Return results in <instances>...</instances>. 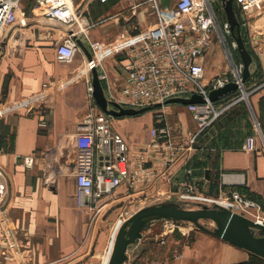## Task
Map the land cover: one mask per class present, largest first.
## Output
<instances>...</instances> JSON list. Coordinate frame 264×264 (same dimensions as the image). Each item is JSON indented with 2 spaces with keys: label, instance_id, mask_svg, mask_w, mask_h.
<instances>
[{
  "label": "crops",
  "instance_id": "1",
  "mask_svg": "<svg viewBox=\"0 0 264 264\" xmlns=\"http://www.w3.org/2000/svg\"><path fill=\"white\" fill-rule=\"evenodd\" d=\"M72 1L77 8H87L95 24L88 36L90 42L101 44L94 56L97 70L106 97L119 100L126 83L122 70L126 52L156 27L158 17L144 0ZM177 1L160 0V4L173 10ZM36 3L22 0L24 15L8 31L0 56V168L4 171L0 196L6 201V209L0 211V264H108L120 227L139 212L122 210L126 204L179 196L188 183L212 200L239 192L259 204L264 215V0L248 14L249 28L243 30L246 36L256 32L261 41L250 51L251 74L259 77L250 85L260 86L250 100L234 105L194 144L190 141L197 127L186 105L168 104L137 116L112 118L114 131L129 148V171H135L144 155L149 176L134 188L124 185L98 204L86 206L77 198L72 161L79 125L94 104L89 93L92 70L81 48L72 62L57 61L54 43L66 36L67 27L45 18ZM216 7L223 24L226 14L220 4ZM187 28L192 25L187 23ZM212 38L211 48L199 59L205 71L203 85L231 73L225 45L216 33ZM82 43L89 48L88 40ZM233 59L243 64L238 50ZM73 79L76 83L66 84ZM57 82L63 84L54 99L45 102L43 85ZM157 126L167 127L169 138L155 142ZM251 135L257 138V149L245 152L243 146ZM22 156H33V166L26 167L19 160ZM180 223L170 218L149 220L143 237L129 246L126 264L242 261L240 256L232 262L233 250L239 248L193 224Z\"/></svg>",
  "mask_w": 264,
  "mask_h": 264
},
{
  "label": "built area",
  "instance_id": "2",
  "mask_svg": "<svg viewBox=\"0 0 264 264\" xmlns=\"http://www.w3.org/2000/svg\"><path fill=\"white\" fill-rule=\"evenodd\" d=\"M111 0H100L103 4ZM263 0H234L240 9L238 16L240 27L249 28L247 18L254 8ZM150 5L158 17L155 28L148 30L141 43L130 46L122 62V70L126 83L120 90V99L114 102L125 109L140 110L166 106L169 100L190 99L201 96L203 102L187 105L196 124L197 132L191 138V144L206 133L228 110L241 101H247L260 86L247 93L246 82H243V64L237 65L233 59L231 47L237 50L228 21L220 24L217 4L224 12L223 0H178L173 10L164 8L160 0H144ZM36 7L50 21L58 22L70 29L63 39L56 40L57 61L70 63L80 50L78 40H88L89 50L94 56L101 50L99 42H90L89 32L95 27L87 8H77L72 0H37ZM22 0H0V48L7 39L8 31L15 26L22 12ZM187 23L192 29L187 28ZM216 33L219 40L227 47L231 61V73L212 78L207 85L202 84L204 68L199 63L213 44L212 34ZM250 48L261 44L256 32L247 35ZM2 50L0 52V56ZM95 61V58H94ZM90 64V62H89ZM96 64V62H95ZM97 66V65H96ZM91 68V64H90ZM100 79L102 80L101 76ZM73 79L66 84H74ZM238 84V90L218 101L210 100V93L228 84ZM63 82L46 83L42 87L41 96L45 102H51ZM246 92V93H244ZM92 102L90 111L83 116L79 131L75 136V154L72 161V174L75 177L77 198L81 206L87 203L98 204L106 196L126 185L134 188L143 177L149 176L144 155L137 160L136 169H128V146L114 131L111 120L113 117L103 112L95 104L92 95V83L89 85ZM113 101V100H110ZM256 128L260 129L259 123ZM170 130L156 127L153 130L155 142L169 138ZM170 141V140H168ZM167 142V141H165ZM257 149V138L249 136L243 146L245 152ZM19 160L26 167L34 164L33 156H22ZM1 172V171H0ZM182 200H201L213 203L216 208L227 209L256 223L264 225V215L259 204L245 199L239 192H232L227 198L212 200L197 193L194 184L188 183L179 194ZM206 200H209L206 201ZM6 206V201L0 196V210Z\"/></svg>",
  "mask_w": 264,
  "mask_h": 264
},
{
  "label": "water",
  "instance_id": "3",
  "mask_svg": "<svg viewBox=\"0 0 264 264\" xmlns=\"http://www.w3.org/2000/svg\"><path fill=\"white\" fill-rule=\"evenodd\" d=\"M223 8L227 17V21L231 26V31L233 34L232 36L237 43V50L244 66L242 77L243 82L245 83L251 76L253 56L248 50L244 41L240 22L235 10L234 0H223ZM65 29L70 32L69 28ZM78 44L91 64L93 76L92 95L95 103L103 112L113 118H121L127 116H137L152 110V108H144L140 110L125 109L118 103L110 101L105 95V91L92 53L82 43L81 40H78ZM2 47L0 48V52ZM237 90L238 84L231 83L223 88L211 92L209 97L211 101L215 102L233 92H236ZM200 102H203V98L201 96L195 95L190 99L177 98L169 100L166 105L182 104L187 106ZM161 107L162 105L155 106V108ZM0 171L4 173L1 168ZM5 209L6 206H4L0 211ZM156 218H170L189 222L197 227H199V221L202 219L212 220L217 225V230L215 232H210V234L223 240L224 242H227L228 244H231L234 247L243 249L256 257L264 259V235L259 236V234H264V225H260L241 214L227 209L212 210L206 206L201 212H193L189 210H180L173 204H162L159 206L142 209L120 227L113 252L109 257L108 264H126L129 259L127 255L129 246L136 244L137 241L143 237L142 229L144 225L149 220ZM250 229H253V231L251 232Z\"/></svg>",
  "mask_w": 264,
  "mask_h": 264
},
{
  "label": "rangeland",
  "instance_id": "4",
  "mask_svg": "<svg viewBox=\"0 0 264 264\" xmlns=\"http://www.w3.org/2000/svg\"><path fill=\"white\" fill-rule=\"evenodd\" d=\"M235 7L237 8L238 6L235 5ZM240 13V10H239ZM238 13V15H239ZM243 37H244V41L247 45V48L249 51H251V48L249 46V41L247 39L246 33L243 32ZM229 47H231V51L232 53L237 50H235L234 48H232V46H230L231 41H228ZM227 48V47H226ZM240 64V63H239ZM238 64V65H239ZM255 87L252 85L247 86L246 88V92L250 93L253 91ZM244 92V93H246ZM255 93V92H254ZM251 98V96H249L248 100L249 101ZM172 105H177L180 106L179 104H172ZM167 106H171V105H167ZM112 108V107H111ZM162 204H173L175 207H177L180 210H189V211H193V212H201L203 210L204 207H208L209 209L212 210H219L220 208H216V205L213 203H206V202H202L201 200H196V201H186V200H182L180 198V196H175L173 198H165V199H149V200H144L142 202L140 201H129L126 205L127 207L123 208L122 210H129L128 213L132 214L133 212H137L140 211L142 209H147L150 207H155V206H159ZM88 210H92L91 208ZM117 210V209H116ZM128 215V214H127ZM173 220V219H171ZM175 220V219H174ZM181 222L180 225L183 226H189L192 223L189 222H184V221H179ZM199 227H201L200 229L206 231V232H215L217 230V225L212 221V220H208V219H202L199 221ZM195 227V225H192ZM163 224L159 225V228L161 231H163ZM199 229V228H198ZM240 251L234 249L233 252L236 254L235 257L232 259V262L239 261V257L241 256L242 261L238 264H264V259L256 257L250 253H248L247 251L243 250V249H239ZM239 252H241L242 255H239ZM235 264V263H234Z\"/></svg>",
  "mask_w": 264,
  "mask_h": 264
},
{
  "label": "trees",
  "instance_id": "5",
  "mask_svg": "<svg viewBox=\"0 0 264 264\" xmlns=\"http://www.w3.org/2000/svg\"><path fill=\"white\" fill-rule=\"evenodd\" d=\"M235 10H236V12H237V14L239 13V7H235ZM241 32H242V35H243V30L241 29ZM244 38V37H243ZM252 53V52H251ZM258 74V73H257ZM256 74V72H254V73H252L251 74V76H250V78L248 79V81L246 82V85H250V84H252V83H254V82H256V78L258 77V75ZM258 79H259V77H258ZM258 85V84H257ZM257 85H255L254 87H257Z\"/></svg>",
  "mask_w": 264,
  "mask_h": 264
},
{
  "label": "bare ground",
  "instance_id": "6",
  "mask_svg": "<svg viewBox=\"0 0 264 264\" xmlns=\"http://www.w3.org/2000/svg\"><path fill=\"white\" fill-rule=\"evenodd\" d=\"M206 201H208V202H209V200H206ZM250 231L252 232V231H253V229H252V230L250 229Z\"/></svg>",
  "mask_w": 264,
  "mask_h": 264
}]
</instances>
